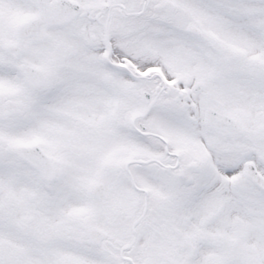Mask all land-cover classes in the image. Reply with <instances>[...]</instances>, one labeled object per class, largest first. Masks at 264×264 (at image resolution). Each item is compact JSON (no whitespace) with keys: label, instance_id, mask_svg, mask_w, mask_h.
Returning a JSON list of instances; mask_svg holds the SVG:
<instances>
[{"label":"snow or ice","instance_id":"obj_1","mask_svg":"<svg viewBox=\"0 0 264 264\" xmlns=\"http://www.w3.org/2000/svg\"><path fill=\"white\" fill-rule=\"evenodd\" d=\"M0 264H264V0H0Z\"/></svg>","mask_w":264,"mask_h":264}]
</instances>
